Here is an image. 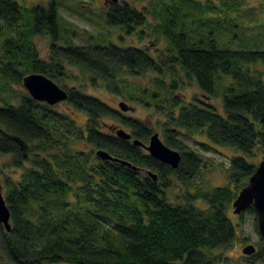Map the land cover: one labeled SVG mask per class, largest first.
I'll return each instance as SVG.
<instances>
[{"label": "trees", "instance_id": "obj_1", "mask_svg": "<svg viewBox=\"0 0 264 264\" xmlns=\"http://www.w3.org/2000/svg\"><path fill=\"white\" fill-rule=\"evenodd\" d=\"M158 2L159 21L152 26L165 45L152 55L147 49L112 43L59 45L63 27L56 0L31 6L0 0V84L21 85L29 73L44 74L67 92L63 102L86 114L80 127L57 111L56 104L37 101L28 93L17 102L10 94L0 99V155H10V165L22 170L18 180H7L3 194L11 227L5 231L0 224V264H217L220 251L236 240V225L226 208L256 166L232 157L229 185L191 192L201 158L179 138L203 134L208 144L250 155L258 148L264 160V80L251 67L264 62V49L234 48L238 38L232 13L239 0ZM205 9L212 14L207 19L201 14ZM145 12L126 1H112L105 23L130 34L146 25ZM215 22L223 47L209 26ZM224 33L231 37L224 40ZM36 36L49 39L45 59L34 46ZM67 67L113 94L125 88V77L155 75L147 93L157 98V111L164 118L158 127L169 149L180 153L178 167L132 143L137 139L146 144L152 134L142 120L61 84L72 78ZM182 76L194 80L205 95L220 94L222 113L203 101L169 97L183 84ZM224 78L229 83L223 84ZM163 101L168 102L166 107L160 104ZM105 118L128 128L131 139L117 137L116 125ZM75 141H83L90 150H73L70 145ZM97 149L136 169L99 158ZM148 171L156 173V180ZM173 180L186 190L180 203L166 196ZM198 199L207 207H195L192 202ZM246 210L255 215L253 208ZM254 246L248 260L264 264V239Z\"/></svg>", "mask_w": 264, "mask_h": 264}, {"label": "rangeland", "instance_id": "obj_2", "mask_svg": "<svg viewBox=\"0 0 264 264\" xmlns=\"http://www.w3.org/2000/svg\"><path fill=\"white\" fill-rule=\"evenodd\" d=\"M24 6H31L34 4L46 5L50 0H16ZM58 3V13L63 27L62 38L59 45H64L65 42H71L76 45H103L105 43H112L116 46L138 47L147 49L152 55L156 54L157 48L163 49L165 40L158 34H155L153 23L159 21L155 16V12L161 9V2L158 0H117L119 3L127 2L128 4L146 11V25L135 27V30L126 34L117 26H109L105 23V12L107 5L112 3L111 0H56ZM167 1V0H165ZM219 0H215L218 3ZM232 1V0H230ZM236 1V0H233ZM240 4L236 8L235 25L237 29L233 32L238 39L234 40V48L240 49L245 45L246 47H257L264 49V0H239ZM205 4V0H200ZM205 9L201 12L202 18L207 19L212 14ZM205 23V30L207 28ZM216 36L218 46L223 47L218 39L220 28L216 22L209 25ZM144 30V32H143ZM143 32L140 33V32ZM231 37V34L224 33V40ZM259 40L261 43L255 44L254 41ZM34 46L40 58L45 59L48 55L49 39L44 36H36L33 39ZM253 69L261 72L264 80V62L258 61L251 65ZM72 78L62 80L61 84L68 87H75L82 93L99 98L112 108L119 110L125 116L142 120L150 127L152 133L157 132L159 139L164 142V136L158 127V122L164 120L163 114L157 111V98H150L147 91L153 89L152 78L155 76L151 73L139 77H125L124 85L119 94L109 93L104 89V86L99 83L97 86H92L87 78L82 75L79 70L72 67H67ZM169 80V79H168ZM183 84L180 88L173 92L171 96H178L184 102L193 100L203 101L213 105L216 112L222 113V96H209L200 91L194 80L185 79L182 76ZM223 84L229 83L228 78L222 79ZM56 83V82H55ZM57 84V83H56ZM60 86V84H57ZM61 87V86H60ZM27 93L23 85L13 84L11 87L0 84V99L12 95L11 101H18L20 95ZM9 98V97H8ZM124 102L129 106L127 111H122L119 108V103ZM1 103V101H0ZM166 107L168 102L160 103ZM55 109L61 113L67 114L73 122L83 127L86 121V114L69 106L66 102H59ZM109 124H115L116 129L122 128L129 132L128 128L123 127L117 122L105 118ZM179 140L189 149L195 151L201 158L198 173L192 178L191 187L189 190L195 192V189L208 190L216 186L229 185L228 167L232 157H242L248 163L256 166L262 160V154L258 148L254 149L252 154H246L234 148L217 146L208 144L206 137L203 134L195 135L194 138L184 137ZM206 144L202 146L197 141ZM207 142V143H206ZM148 142H146L147 144ZM73 150H90V146L83 141H75L71 143ZM10 155H0V183L2 185V193H5L7 180L16 181L20 178L22 170L15 169L10 165ZM177 181H172V186L166 189V196L169 201L173 203H180L182 196L186 190ZM192 204L204 209L207 203L202 199L193 200ZM227 216L231 222L236 225L237 238L225 250L220 251L222 260L217 264H259L258 262H251L248 256L242 253V248L247 244L256 245L258 239L261 238L258 230H256L255 215L243 211L240 214H234L231 204L228 206Z\"/></svg>", "mask_w": 264, "mask_h": 264}, {"label": "water", "instance_id": "obj_3", "mask_svg": "<svg viewBox=\"0 0 264 264\" xmlns=\"http://www.w3.org/2000/svg\"><path fill=\"white\" fill-rule=\"evenodd\" d=\"M116 1V0H112ZM22 85L31 97L37 101L47 103L49 105H55L59 102L67 99V92L54 81L50 80L47 76L41 73H29L22 79ZM119 108L122 111H127L129 106L124 102L119 103ZM117 137L125 140L131 139V134L126 132L122 128L115 130ZM132 143L137 146L143 147L150 156L156 160L177 168L181 159L180 153L169 147L159 139L157 132L150 135L148 143L144 144L140 140L133 139ZM95 154L103 159L114 162H120L124 165L133 167L129 161L119 160L103 149H97ZM147 174L156 180V173L148 171ZM234 214H240L248 207H251L255 211L257 230L261 239H264V160L262 159L258 165H256L252 174L248 177L246 184L239 190L237 196L231 204ZM10 212L6 205L4 195L2 193V185L0 183V224L5 228V231H10ZM255 246L253 244H247L242 248V253L249 257L255 252Z\"/></svg>", "mask_w": 264, "mask_h": 264}]
</instances>
